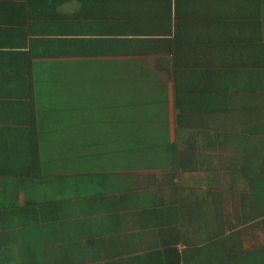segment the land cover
<instances>
[{"label":"crops","instance_id":"obj_1","mask_svg":"<svg viewBox=\"0 0 264 264\" xmlns=\"http://www.w3.org/2000/svg\"><path fill=\"white\" fill-rule=\"evenodd\" d=\"M178 48L186 49L182 72L203 75L201 99L170 109L183 168L172 166L171 153L140 151L130 170L120 143L98 166L95 153L88 166H80L85 154L76 168L64 164L57 146L70 138L65 120L86 107L88 85L76 79L82 62L173 94ZM59 109L66 117L50 122ZM257 173L264 174V0H0V264H65L66 244L72 264H161L157 255L167 249L175 264H264ZM127 193L122 205L134 212L162 198L200 226L174 223L181 229L172 236L161 219L140 217L139 228L107 249L111 202Z\"/></svg>","mask_w":264,"mask_h":264},{"label":"trees","instance_id":"obj_2","mask_svg":"<svg viewBox=\"0 0 264 264\" xmlns=\"http://www.w3.org/2000/svg\"><path fill=\"white\" fill-rule=\"evenodd\" d=\"M185 48L177 49L175 53V63L177 68L179 69L176 72L175 79L176 84L174 85V91L173 94L170 93L168 90L162 89L161 87L155 88L152 92V89L150 86L142 82L140 77L138 75H125L123 77V81L116 82V83H126L128 86H126L125 89V97L124 99L119 103H115V105L111 101H107L106 103L109 105V108L112 110L111 116L113 117L112 120H109L107 118V123L111 124L115 120H121L122 122L127 123V127L120 126V129H116L117 132H114L113 129H110L106 127V137L109 140V143L111 144L110 150L114 149V144H121V152L123 153H129L131 155H128V166L131 165L129 168L130 170H134L136 168V162L134 159H132V155L137 151V149H140L139 151H143L144 146H147L145 148H148V152H155V153H161L162 150L166 147V142L169 143V139H174V142L171 143L169 148L165 153H171L170 160L172 161V166L174 167L176 164L177 166H181L183 168L184 166V159L180 158V148L177 145V140L175 138V134L173 133L172 127L170 128V124L172 122H169V116H170V109L171 106H174L176 108L182 107L184 100L187 102V104L190 105L193 104L196 100L201 99V97H196L195 92H199L200 90H197V87L200 86L201 80L203 78V75H194V71L191 72H182L183 67L185 65L184 62H180L179 54L182 52H186ZM85 68V66L82 64V70ZM71 78V75H70ZM69 79V75H64L62 77V80H64L65 85H67V81ZM72 83L70 79V84ZM181 84L185 87H181ZM88 85V84H87ZM133 87V88H132ZM89 85L86 87V95L90 92ZM113 94V92L111 93ZM206 94V93H203ZM89 99V97H88ZM165 99V100H164ZM207 99V98H206ZM204 99V100H206ZM168 100L173 101L174 103H170ZM87 104L89 103L88 100ZM187 105V106H188ZM141 109V110H140ZM144 110V113L141 111ZM67 113L63 109L59 110H53L51 113V117H49V121L53 122V119H64L66 117ZM182 116V117H181ZM182 119V120H181ZM64 121V120H63ZM186 120L183 119V114L176 117V122L181 126L183 129L184 122ZM165 122L166 125L164 126ZM178 130H181L179 126ZM91 130V127H90ZM66 131L69 132L70 136L71 134H77V130H72L71 127L67 128ZM104 138V140H105ZM141 144V145H140ZM35 147L41 146L39 143L34 142ZM92 145V144H91ZM98 146L97 144H93ZM99 145L105 146V144L102 142L99 143ZM117 148V146H116ZM120 148L117 150H113L114 153H119ZM105 149V148H104ZM105 151V150H104ZM65 152L68 151H64ZM105 153H97L95 152V155L97 157V164L103 161V155ZM72 154L69 156V159H67L66 162H68L69 166L71 164V157ZM91 158H94L92 155ZM88 159V157H86ZM81 161V160H80ZM92 161V159H88L82 162L83 166H88L89 162ZM126 164V161L124 162ZM134 164V165H132ZM170 164V161H169ZM260 180V181H259ZM256 183H264V174L257 173V176L255 178ZM70 186H71V180L65 179L64 183V193L70 192ZM130 197V194L127 193L126 195L122 196V198L117 199V197L112 200L111 204L113 205L115 203V206H112L110 211L112 214V219L114 221V227L110 228L109 230L105 231V247L109 248V240L114 246L117 242V239L120 237V235L124 237H128L127 234L132 232L134 229H137V227H140L141 224V218L148 219V222L151 221L155 222L157 219H161L159 223L161 224H167L168 230L171 233L172 236L177 235V233H180L181 227L175 225L174 223H180V222H188L192 224L191 230H195V228H199L200 223L199 219L194 216V214L187 213L186 209L183 208L179 212L176 210L171 211V207L167 206L164 203V199L161 198L163 201L162 204H159L155 206L154 204L150 205L149 207H143L141 209L134 210L128 206H123L125 204V201ZM105 203V201H102ZM127 205V204H125ZM135 208V207H133ZM174 217L173 224L171 226V221L169 217ZM141 217V218H140ZM149 223H144L149 224ZM145 234V233H144ZM133 235H142L140 231L133 232ZM132 235V236H133ZM126 237V238H127ZM81 247L82 254H85V248L83 246ZM151 247V246H149ZM66 250V256H65V264H72V259L68 254H71L74 252V249L70 246V244L65 245ZM169 250L167 249L166 252L159 253L157 255L158 263L161 264H175L174 261L169 262ZM172 253H175V248L172 250ZM136 260L135 258H128L124 260V262H111V264H135Z\"/></svg>","mask_w":264,"mask_h":264},{"label":"rangeland","instance_id":"obj_3","mask_svg":"<svg viewBox=\"0 0 264 264\" xmlns=\"http://www.w3.org/2000/svg\"><path fill=\"white\" fill-rule=\"evenodd\" d=\"M94 63L96 62L94 61L88 62V60L82 62L85 68L82 70L81 75H77L76 77V79H79L81 83V88H84L85 87L84 85L87 84L89 85L91 91L88 93V95H86V100H88L89 103L87 104L86 101L85 111L83 109V114H81V116H78L75 120L70 119L68 122L65 120V124H64L66 127L69 126L71 128L74 127L77 128V134L76 135L71 134L70 138L67 140L66 143L64 142V139L60 133L54 136V138H58L59 140L61 139L65 143L63 145L57 146V150L59 154H63L64 151H68L65 152L64 155L60 156V158H63L64 162L67 159H69V156L72 153H74V156L70 157L72 162H74L75 165L74 168L79 166L80 160L82 158V154H85V160H88L95 152L97 153L105 152L104 150L108 148V146L99 145V143L102 142L106 137V127L113 129L114 132H117L116 129H120V126L127 127L128 125L127 123L122 122L121 120H115V119L113 123L108 124L107 118H109V120H112L113 117L111 116L112 110L109 108V105L106 103L107 101H111L114 105L116 102L120 104V102L125 97V89L126 86L128 85L126 83H116V82H121V75H105L102 72L94 73V70L91 68V66ZM108 78L110 81H108ZM70 79L72 81V75L71 78L69 75V79L67 81L68 86H71ZM110 89H112L113 92V94L111 95H110ZM44 100L45 99L43 98V101ZM142 112L144 113V110H142L141 113ZM86 115L89 116L86 117ZM93 139L97 140L98 146L90 144L92 142H95ZM145 147L147 146H144L143 151H148L149 149ZM168 148L169 146L168 143L166 142L165 149L162 150L161 154L159 155L165 154ZM113 150L114 151L117 150L115 144ZM139 150L140 149H137L134 155L140 152ZM127 154L131 155L129 153ZM53 156L54 158L59 157L57 155H53ZM86 157H88V159H86ZM99 164H101V162H99ZM99 164H97L96 162V166H98ZM156 175L161 176V173ZM177 184H179V180L177 181Z\"/></svg>","mask_w":264,"mask_h":264}]
</instances>
